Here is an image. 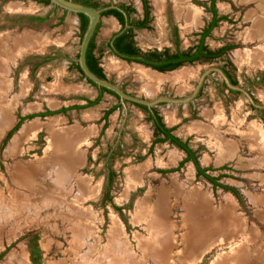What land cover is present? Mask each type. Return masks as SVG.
I'll list each match as a JSON object with an SVG mask.
<instances>
[{
  "label": "rangeland",
  "instance_id": "1",
  "mask_svg": "<svg viewBox=\"0 0 264 264\" xmlns=\"http://www.w3.org/2000/svg\"><path fill=\"white\" fill-rule=\"evenodd\" d=\"M94 1L104 5H130L133 20L141 17L139 0ZM213 1L218 18L204 45L208 53L224 50L215 59H201L175 70L191 72L183 84L181 80L174 84L162 83L153 96H148L143 82L133 72L124 74L113 69L114 61L126 63L114 59L105 48L109 36L119 28L111 17L104 16L100 21L94 38V54L105 78L129 95L146 101L161 97L187 98L201 76L212 68L230 77L234 88L228 87L217 71H211L204 77L200 93L197 92L195 100L189 104L159 103L155 107L163 124L173 126V134L187 141L199 169L206 170L205 175L214 179V183L197 175L193 162L187 161L180 149L167 142H156L146 111L101 92L83 78L75 66L83 34L75 14L33 0H0V52L3 53H0V62L5 66L0 74V80L5 82L0 90L4 95L0 110L7 111L6 115L12 120L10 125L0 127V193L2 201H13L15 195L21 194L28 195L30 198L25 196L27 202L30 200L36 205L33 207L30 202L31 209L12 212L15 216L6 211L7 203L0 202V264H13V260L15 264H108L110 261L109 264H115L119 260L118 264H264V153L244 138L251 127L264 134V64L257 65L252 59L244 58L248 53L264 50V37L251 41L248 38L253 20L264 17V8L261 9L258 0ZM146 2L152 27L135 31L133 35L136 46L144 50L171 45L173 50V28L177 30L179 49L190 50L212 19L210 0H189L200 12V24L185 31L184 22L175 17L173 0H165L164 9L159 13L155 0ZM17 6L21 12L11 10ZM23 39L39 41L44 47L30 51L32 48L27 44L31 43ZM15 42L21 44L20 47L26 42L23 44L26 49L21 50ZM238 54L243 57L241 61ZM10 55L13 56L10 58ZM166 114L172 117L170 122ZM205 114L224 119L216 124L205 118ZM51 121L57 122L54 125L57 129L77 127L86 135L76 147L82 163L64 185L69 194L62 197V205H51L42 199L59 192L51 191L56 186L51 184L54 177L48 150L50 135L45 129ZM31 123L38 124L39 128L21 139L20 130ZM194 123L201 129H206L207 125L217 127L220 138L224 136L235 143L236 154L230 160L216 163L217 152L210 148V136L199 133L198 129L189 131ZM29 167L38 171L34 193L15 183V169L26 171ZM141 167L140 179L130 184L126 173L131 168ZM81 182L87 185L89 196L82 200L80 208L88 210L92 216L90 221L80 222L84 224L83 234L77 230V219L69 222L67 217L72 200L78 197L76 183ZM162 193L166 195V218L172 225V246L164 251L157 245L160 234L148 229V218L151 219L153 206ZM188 195L201 202L188 211L185 218L190 204ZM191 218L217 222L224 232L216 240L205 236L204 240H208L205 246L196 247L189 262L184 255L191 243L188 241L190 244L186 246L183 222ZM89 224L92 235L87 236L85 225ZM115 227L121 231L120 240L122 238L129 248L133 261L113 253L111 247H115L116 237L113 235L114 239L108 240L107 236ZM227 231L233 232L231 236H226ZM78 233L81 236H77ZM149 249L156 257L151 256ZM110 253L117 256L112 257ZM238 254L244 256L243 260L237 259Z\"/></svg>",
  "mask_w": 264,
  "mask_h": 264
},
{
  "label": "bare ground",
  "instance_id": "2",
  "mask_svg": "<svg viewBox=\"0 0 264 264\" xmlns=\"http://www.w3.org/2000/svg\"><path fill=\"white\" fill-rule=\"evenodd\" d=\"M241 1L249 2V1H252V0H241ZM258 1H259V4H260L259 6L261 7V9H263L264 8V4H263L264 0H258ZM155 5H156V8H157L158 13H159L160 11H162L164 9L165 0H155ZM173 6H174L175 17L179 21L182 20L184 22V25H185L184 30L185 31H189L192 28H196L197 24H200V22H199L200 12L190 5L189 0H173ZM31 8H29L28 10H31ZM11 10L15 11V12L16 11H20V12L22 11V9L19 8V6L15 7V8L13 7V8H11ZM25 11H27V10H25ZM263 37H264V17L263 18H258V19L255 18L253 20L252 29L248 33V38L251 41L253 39H260V38H263ZM27 40L29 41V39H27ZM27 40H24V41H27ZM28 41H27V43H31L29 45L27 44V46H29V49H30V47L32 48L30 51H33V49H34V51H36V49H39V48L43 49V47H44V44L42 46L40 43H38L39 41H36V40H32L31 42H28ZM17 43L18 42H15V45ZM24 43H26V42H23L21 47H20L21 44L19 45V43H18V45L21 48V50H22V47H23ZM27 46H24L23 49L24 48L26 49ZM19 47H18V49H20ZM261 49L263 50V48H261ZM27 50H28V48H27ZM0 53H2V52H0ZM4 55L6 56V54H4ZM11 56H13V55H10V58H11ZM237 56H238V60L241 61V59L243 58V57H241V54L240 55L238 54ZM244 58L245 59H247V58L248 59H252L253 63H256L257 65L264 64V50L263 51H255L253 53H248V55L244 56ZM5 59H7V56L5 57ZM12 59H13V57H12ZM9 61H12V60H9ZM3 64H4L3 62H0V66H1L0 67V74H2V71H5V69H4L5 66ZM110 69H112V68H110ZM113 69L121 70V72L124 73V74H129V73L133 72L135 77L137 79H139V81L143 82L142 84H143L144 92L148 96H153L155 91L157 90L158 86L160 84H162V83H166L167 82V83L174 84L175 82L181 80V83L183 84L186 81L185 79L186 78L188 79L190 77V74H191V72L188 71V70L187 71H181V72H177L176 71V72H171V73H168V74H158L157 72L149 70V69L145 70V68H143L142 66L140 67L139 65L135 66V67H128L126 64H121L119 62L117 63L115 61L113 63ZM4 83L5 82L0 80V90L3 89V85L2 84H4ZM2 97H4V95H2L1 92H0V100H2ZM151 101H153V100H151ZM0 106H1V104H0ZM2 110H0V127L1 128L6 127L7 125H10L11 121H12V120L9 119V116L6 115L7 111H5V110L2 111ZM166 116H167V114H166ZM204 116L207 119L210 118L211 120H214L216 122V124H218L220 120L224 119L221 116H218L217 118H213L215 116H211V115H207V114H205ZM167 118H168L169 122L172 120V117L169 118L167 116ZM233 120H234V118H233ZM235 121H234V123L236 124ZM238 121H237V123H238ZM56 123H54L52 121L47 123L45 125V129L48 131V133L50 135V147H49L48 150L50 152L49 156L51 155V157H52V161H51L50 167L52 168V174H53V177H54V179L51 181V184L56 186L51 191H59V192H52L51 196H46L45 195L44 198H42V199H43V201H45V202L47 201L48 204H51V205H55V204L62 205L64 203V200H63L62 197H64L67 194H69L67 191L64 190V185L67 184L68 180L73 178V175H75V172H76L77 168L82 163V156L80 155V153L78 151V148L76 149V147L78 146L79 143L84 141L83 139H85L86 135H85L84 131L83 132H81V130L79 131L78 130L79 128L77 129V127H73L72 129H61V128L57 129V128L54 127V125H57ZM195 125H198V124L194 123L193 126H190L189 127V131L190 132L191 131L194 132L195 129H198L197 131L199 133H203L204 135L206 134L207 136H210V139H211L210 148L214 149L217 152L216 163H221L224 160H230V158H232L234 153L236 154V152H235L236 151L235 143L234 142L231 143L230 140L227 141L225 138H223L224 136L223 137L221 136L222 138H220L218 136V131L216 129L217 127L214 128V127H211V126L207 125V126H204V128H206V129H201L200 127L195 126ZM237 125L238 124H236V126ZM37 128H39V126L36 123H31V124L26 125L22 130H20L21 131L20 138L22 139L23 135H27V133H29L30 131L35 130ZM230 131H228V132H230ZM230 133H233V132H230ZM245 133L246 134H245L244 138L246 137L247 139H249L253 144H255V148H256V146L258 147L259 152L264 153V134L258 133L255 130V128H253V127H251V129L248 132H245ZM239 135H241V134H239ZM18 138H16V139L19 140ZM256 150H257V148H256ZM11 154L12 153H10V155ZM172 159H173V157H172ZM260 161H262V160L260 159ZM44 163H47V162H44ZM41 164H39V165H41ZM48 164H49V162H48ZM25 169H26V171L24 169H22V168H16L15 169V175H16V178H17L15 183L17 185H19L21 188H23L24 190H27L28 192L34 193L36 191L35 190V188H36L35 187V174H37L38 171L35 170V169H32L30 167L29 168H25ZM141 171H142V167L138 168V169L131 168L126 173L127 177H128V181H129L130 184H133V183L137 182L140 179ZM43 178H46V176L45 177L43 176ZM76 188L78 190V197L72 200L73 201V202H71L72 206L70 204V206H69L70 212H68L67 217L69 218L68 219L69 222H70V219L72 221H75L77 219V221H78L77 230L83 234V226H84V224L80 225V222L86 221V220L90 221L92 219V216H91V214H90V212L88 210L84 211V210H82L80 208L82 200L86 199L85 197L89 196V195H87L89 190L87 188V185H85V183H83V182L78 183V184L76 183ZM94 193H95V191H94ZM19 195H15V197L12 199L13 201H5V200L2 201L3 198L1 197V193H0V197H1L0 198V202H5V204L7 203L6 204V209L7 210L6 211H9V214L12 213V212L14 213L15 211H17L19 209H20V211L24 210V209L28 210L30 208L29 206H31V204L33 205V202H31L30 200L27 202L26 199L30 198L28 195H25L28 198H26L24 195L23 196H21V194H19ZM192 195H188L186 197L187 199H189L190 204L186 207L185 218L188 217V213L187 212L194 210L195 206L199 202H201V201L197 202L196 197L193 198ZM165 196L166 195L164 193H162L160 195V197L158 199V202L153 206V209L151 211V215H150L151 219L148 218V220H149L148 221V224H149V228L148 229H150V231H152L153 233L157 234V232H158L160 234V238L157 240V245L160 246L161 250H163V251L166 250V248L172 246V240H170V229H172V225H171V222L169 221V219L166 218L168 212L166 210V201H165L166 198H165ZM31 199H33V198L31 197ZM79 201H80V203H79ZM30 202H31V204H30ZM36 202H37V200H36ZM142 204H143V202H142ZM34 205H33V207L36 206V205L35 206ZM144 205H140V207H142V206L144 207ZM13 213L10 214V215H15L16 214V213L15 214H13ZM221 218L222 217H220V219ZM135 219H136V217H135ZM197 222H199V223H197ZM208 222H202V221H199V220L198 221H193L192 218H191V220L190 219L184 220L183 225L186 226V232H187L185 234V238H184L185 240L187 239V241H186L187 245L186 246H189L188 244L191 243L190 249L187 250L188 252H186L187 255H184L185 257H187V261L190 262L192 260V257H191L192 256L191 255L192 252L194 250L198 249V248H203L205 246V243L208 240H210V239L211 240H216L219 235L223 236L222 234H223L224 230H223V232H221V229H219L221 226H219V225L217 226V224H216L217 222L215 224L214 223H208ZM85 226H87V228H88L87 230L84 228L85 229V234L87 236L88 235H92V233H91V230H92L91 225L89 224V225H85ZM215 226H217V228L212 229ZM187 228H188V231H187ZM112 231L114 232L113 233V232L110 231L111 232L110 235H112V237L110 235H108L107 239L109 240V238H110V239L113 240L114 239L113 235L116 237L115 238V244H114L115 247L112 248L111 245H110L111 249L113 250V253L116 252V254L119 253L122 256L131 259V256H130L131 254L129 252V248H127V246H126V244H125V242L123 241L122 238L120 240L121 231L119 229H117V228L116 229L113 228ZM231 233H233V232L229 231V233H228V231H227V235L226 234L225 235L226 236H228V235L231 236L230 235ZM80 234L78 233L77 236L78 235L81 236ZM205 236L208 238V240L206 238L207 241L204 240ZM191 239H192V241H190ZM202 239H203V241H202ZM117 244H119V245H117ZM141 246H142V244H141ZM196 247H198V248H196ZM91 249H93V248H91ZM149 253L151 254L152 257H156L155 254H153L151 252V249H149ZM116 254H114V255L117 256ZM239 254H240V252H239ZM242 254L243 253H241V255ZM110 255L112 256L113 254L110 253ZM114 255L112 257H114ZM238 255H236V256H238ZM241 255H239V257H237V259L243 260L244 256H241ZM106 256H109V254H106ZM182 260H183V258H182ZM13 261H15V263H16V260H13ZM119 262L121 263L120 260L118 262L115 261L114 263L118 264ZM15 263H13V264H15ZM103 263H106V260H104ZM6 264H8V263L6 262ZM220 264H222V263L220 262Z\"/></svg>",
  "mask_w": 264,
  "mask_h": 264
},
{
  "label": "flooded vegetation",
  "instance_id": "3",
  "mask_svg": "<svg viewBox=\"0 0 264 264\" xmlns=\"http://www.w3.org/2000/svg\"><path fill=\"white\" fill-rule=\"evenodd\" d=\"M73 1L81 3V4H83V2H87L90 7L95 8L97 10H101L100 20L96 26L94 35H93L92 39L90 40L88 47L91 44L93 45V50L91 52L92 59L94 60L93 64L97 68L101 69L102 74H103V71H102V68L100 66L99 60L97 59V57L94 54V51L96 50L94 38H95V34H96L97 30L99 29L100 21L104 16L111 17L115 21L116 26H119L117 32L110 35L108 40L105 43V48L107 49L108 53L110 55H112L114 59H117L119 61H123L127 65L133 63L135 65H139L140 67L142 66L143 68H145V70L149 69V70L157 72L158 74L168 73V72H172V71L175 72V70H178L183 65L192 64V63L199 61L201 59H204V60L215 59L224 50L223 49L221 51H218L217 53H214V55H218L217 57H214V58L208 59V58L201 57V58L194 60V61H191V62H188L186 60L189 57L193 56L197 52L200 45H202L204 47V49L201 53L204 55L209 54L206 51V48L204 45V40L207 38V36L204 37L203 34L205 33V31H207L209 29L212 22L215 20L217 21V18H218L216 15V11L214 9V1L213 0H210V10L212 13L211 21L208 23L207 27L205 29L203 28V31H201L199 33V38H198V42H197L196 46L191 48L190 50H187V51H181L179 49V47L177 46L178 35H177V30H175V28H173L171 30V38L172 37L174 38L173 50H172V45L161 47V49L153 48V49H149V50H144V49H141L138 46H136V44L133 41L134 40L133 35L135 34V31L148 30L150 27H152L150 25L151 16H150L149 8H148V3L146 2V0H139L142 12H141V17L138 18L137 20H133V18H132L133 8L127 4L114 3V4H105L104 5V4H99L98 2H96L94 0H73ZM76 16L78 17L80 25H81V21H83V19L79 15H76ZM31 20H36V19H35V17L34 18L32 17ZM86 21L88 22L87 18H86ZM211 30H212V28H211ZM210 31H209V33H210ZM169 32H170V28H169ZM87 50H88V48H87ZM211 54H213V53H211ZM86 55H87V51H86ZM124 57H135V58H137V60L136 61H128V60H125ZM177 57L183 58L186 61L182 62L181 65L177 66V68H174L172 70L159 72V71H157L151 67V65H153V64L170 65V63L177 61ZM86 64H87V58H86ZM213 72H215V71H213ZM224 74L228 78L229 82H232L230 77L228 75H226V73H224ZM81 75H82V73H81ZM88 83H89V81H88ZM94 87H96V86L94 85ZM97 89H99V88H97ZM200 90H201V87L199 88L198 93H200ZM195 97L190 102L195 100ZM117 99H118V97H117ZM190 102H188V104ZM134 105L147 112L148 121L152 124L153 132L156 134V139H157L156 142H162V143L167 142V143H170L171 145L175 146L176 148L180 149L185 154V159L187 161H192L193 165H194L193 167H195V169H196V166H195L196 162L193 159L194 155L191 152V150L189 149L187 141H181L173 134V126L167 127L166 125L163 124L162 120L160 119L158 112L155 110L156 106L152 107V108H147L145 106L138 105V104H134ZM104 117H105V114H104ZM156 119L158 120L159 124L162 125L163 130L168 131V135L170 136V138H166V135L164 133H162L160 130H158V128L156 126V122H155ZM171 138L176 139L181 144H184L186 146L187 151H185L184 149H182L178 145H176L174 142H172ZM188 153L190 155H192V158H189ZM196 173H197V171H196Z\"/></svg>",
  "mask_w": 264,
  "mask_h": 264
},
{
  "label": "water",
  "instance_id": "4",
  "mask_svg": "<svg viewBox=\"0 0 264 264\" xmlns=\"http://www.w3.org/2000/svg\"><path fill=\"white\" fill-rule=\"evenodd\" d=\"M49 4L53 8H58L64 12L75 14V15H84L87 19V26L82 34V39L79 45V51H78V58L76 59V64L79 67V70L81 71L83 77L85 80L91 82L99 89H105L106 91H109L113 93L118 99L123 103L124 101L138 104L145 106L147 108L155 107L159 103H171V104H186L190 102L199 91V88L202 85V82L204 81V77L207 76V74L211 71H217L221 76L223 77L226 85L230 88H234L233 85L229 82L228 78L225 76V74L215 68L209 69L206 73H204L201 78L198 81L197 86L194 88L193 93L184 99H174L169 97H161L158 99H155L153 101H146L139 99L137 97L129 95L127 92H125L120 86L112 83L107 78H99L94 73H92L87 64H86V51L89 45L90 40L92 39L96 26L100 20V12L101 10H97L95 8H92L87 5H83L78 2H74L73 0H48ZM23 15V14H22Z\"/></svg>",
  "mask_w": 264,
  "mask_h": 264
},
{
  "label": "trees",
  "instance_id": "5",
  "mask_svg": "<svg viewBox=\"0 0 264 264\" xmlns=\"http://www.w3.org/2000/svg\"><path fill=\"white\" fill-rule=\"evenodd\" d=\"M35 2H38V3H41V4H45V5H49V1L48 0H33ZM83 5H88L87 2H83ZM83 21H81V25H80V29H81V32L83 33L86 26H87V21H86V18L83 16V15H79ZM216 20L212 22V24L210 25L209 29L207 31H205V33L203 34L204 37L208 36L209 34V31L211 30V28L214 27V24H215ZM204 47L202 45H200V47L198 48L197 52L189 57L188 59H186L188 62H191V61H194V60H197L201 57H204V58H214V57H217L218 55H214V54H207V55H204L202 54L201 52L203 51ZM93 50V45L91 44L89 47H88V50H87V55H86V58H87V66L89 68V70L94 73L96 76H98L99 78H104L102 72H101V69L97 68L94 64H93V59H92V55H91V52ZM220 54V53H219ZM125 60H128V61H136L137 58L135 57H124ZM184 60L183 58H180V57H177V61L176 62H172L170 63V65H163V64H153L151 65V67L159 72H164V71H167V70H172L174 68H177V66L181 65L182 62L186 61ZM76 68L78 69V71L81 73V71L79 70V67L77 64H75ZM90 84H92L91 82H89ZM93 85V84H92ZM94 86V85H93ZM101 92H108L109 94L111 95H114L113 93L109 92V91H106L105 89H100ZM115 96V95H114ZM99 99L97 98L95 100V102H97ZM92 104V103H90ZM94 104V102H93ZM156 122V126L158 128V130H160L162 133H164L166 135V138H170V136L168 135V131H165L163 130V127L162 125L159 124L158 120L156 119L155 120ZM172 139V142H174L176 145H178L180 148L184 149L185 151H187L186 149V146L184 144H181L179 141H177L176 139ZM189 152V151H188ZM189 155V158H192V155ZM195 166H196V171H197V175L199 176H204L206 179H208L210 182L214 183L215 180L214 179H211L210 177H208L207 175H205V171L206 170H201L199 169L197 163H195Z\"/></svg>",
  "mask_w": 264,
  "mask_h": 264
}]
</instances>
